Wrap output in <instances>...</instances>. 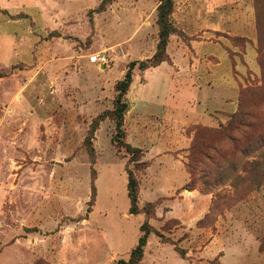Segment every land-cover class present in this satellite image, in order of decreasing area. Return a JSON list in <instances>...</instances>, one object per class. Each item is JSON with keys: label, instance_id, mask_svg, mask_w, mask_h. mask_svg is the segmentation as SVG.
Here are the masks:
<instances>
[{"label": "rangeland", "instance_id": "1", "mask_svg": "<svg viewBox=\"0 0 264 264\" xmlns=\"http://www.w3.org/2000/svg\"><path fill=\"white\" fill-rule=\"evenodd\" d=\"M160 2L110 0L100 10L102 0H0V60L8 56L12 62L0 65V264L17 259L60 264L67 246L86 252L89 264L127 261L145 221L154 230L143 263L264 264L259 249L264 237V0H211L217 11L210 19L218 27L199 32L203 2L173 0L177 31L169 37L166 61L173 50L186 80L228 87V103H220L225 110L207 107L212 122L185 126L177 139L182 147L159 161L183 163L188 174L175 170L174 181L189 179L176 188L167 184L159 165L149 173L156 184L146 180L152 156L140 148V160H131L125 146L114 142L110 113L115 83L125 74L119 78L121 69L148 55L154 38L157 46ZM43 18L62 28L45 34ZM53 37L58 54L73 58L65 91L69 101L60 88L65 72L35 60L37 44ZM40 48L48 52L47 44ZM199 49L205 54L201 59ZM100 53L111 59L109 66L94 59ZM139 70L135 65L131 94L148 99L158 94L164 102L165 81L148 75L151 83L143 86ZM198 95L184 90L177 109L145 103L156 114L139 106L127 111L125 130L133 129L136 117H142L145 131L170 129L151 117L188 119ZM102 112L109 115L98 120ZM209 128L218 132L214 149L205 147L213 163L200 153L191 173L190 147ZM206 143L201 140L200 150ZM126 168L139 181V213L129 212ZM148 203L155 214L144 212Z\"/></svg>", "mask_w": 264, "mask_h": 264}, {"label": "crops", "instance_id": "2", "mask_svg": "<svg viewBox=\"0 0 264 264\" xmlns=\"http://www.w3.org/2000/svg\"><path fill=\"white\" fill-rule=\"evenodd\" d=\"M202 1V5L200 8V12H202V16L201 19L198 20L196 26V30L195 31H202L203 28H217L218 26L216 25V22L210 19V15L212 14V12L214 13V11L216 9V7L212 4L211 0H200ZM209 16V18H208ZM43 22H44V18H43ZM44 26H42V30L45 32V34H48L49 31H55L57 30V28H62V26H60L56 21L51 23V24H46L45 22L43 23ZM47 25V26H46ZM19 36V35H18ZM44 43L39 42V44H37L38 46V51L36 52V54L34 55L36 57V61H38V63H41V65L44 66H55L57 65L58 68L60 69L59 71L65 72L66 76H67V72H68V66H70V64L73 61L72 55H67L64 51L63 54H58V51L53 48L54 44H55V40L54 37L53 38H48L46 40H43ZM156 38H154L153 43L151 44V49L150 52H148L146 56H143L140 59H145V58H149L151 57L154 52H155V46H156ZM170 43V42H169ZM25 42L22 40V45L24 46ZM47 44V50L48 52L45 50V52H43V50H41V46ZM169 45V44H168ZM40 46V47H39ZM168 49L169 46H168ZM177 54V53H176ZM176 54L175 52H173V50H171L170 52V60L169 61H162L160 64L156 65V66H151L148 67L144 70H139L136 73L142 74L143 78L142 80L144 81L143 84L141 83V85H149L151 83L150 80H148L147 77L148 75L150 76H157L163 79V81H165L166 86H167V96H166V100L164 102L159 101V95L158 94H154L151 97L148 98H143V97H138L135 95L131 94V86L128 90L127 93V100L129 103V108H128V112L133 110L134 108L139 106V109H145L147 112L149 113H153L154 112V108L153 110H151V108H149V110L146 108L145 103H150L152 105H157V106H169L172 109L178 107V99L179 96L181 94L184 93V90L187 89H194L199 95L197 96V98L193 99L194 103L191 105V110H194V113L191 112V116L186 119L184 117H151L154 118L156 120V122H164V123H168V126L170 127V129H167V125H165V131H162V129L160 130H156L157 127H155L156 129H153L154 132H148L145 131L143 128L149 130L148 128H146L143 125H140V121L142 117H136L135 121H134V126L133 129L130 130V128H126V141L128 143H130L133 146L142 148L144 153L146 154V156H152V163L150 166H148L146 168V173L144 174L146 180L147 178L150 180H147L151 185H155L156 181H158L156 179V177L154 175L150 176V172L157 168L155 167L156 165L160 166L162 170H164L166 172V180H167V184L170 185L171 187H179L185 184V182L189 179V175H187V178H184V180L182 182H175L174 180L177 177V172L175 170H185L183 163H181V161L179 160L180 163H176L173 162L172 165H168L165 164L164 162H159V161H163L165 156L169 155V151L172 150H177L179 148L182 147V143L178 142V136L182 134V129L187 126L190 125L192 123H202V124H209L212 122V117L213 114L209 113L207 110V107L209 106H214V107H219L216 109H220V110H225L224 107L220 106V103L222 102H226L228 103V97H226L228 95V87L226 86H219L217 84H196L195 81L191 80H186L185 76H184V72L185 69L183 67L180 68V66H178V63L176 61ZM197 59H201L204 57V51H202L201 49H199L197 51ZM8 57V56H7ZM6 57V59L4 60H0V65L1 66H9V64H11L12 62H9ZM128 60V59H127ZM126 60V61H127ZM132 60V59H131ZM125 61V62H126ZM124 62V64L126 65V63ZM196 64V65H195ZM201 68V66L197 63H194V68ZM57 68V69H58ZM212 68V67H209ZM191 71V69L188 70V72ZM125 72V68L121 69V74L119 75L121 78L123 76ZM69 75L70 73H68V76L64 79V81H66L64 84L60 85V88L62 89L63 92H65L67 89L70 88V83H67V80H69ZM118 80V79H117ZM134 80V78H133ZM192 80H194V78H192ZM133 82V81H132ZM114 84V83H113ZM72 88V85H71ZM101 88H103L101 86ZM55 90V89H54ZM83 89L81 87H78V91L80 92V98H84V96L82 95V91ZM103 90V89H102ZM175 91V93H173ZM67 92V91H66ZM65 94V100L69 101V99L71 97L67 96V93ZM103 92V91H102ZM102 97V93L101 96ZM171 98V99H170ZM99 99H97V102ZM196 101V102H195ZM141 104H140V103ZM86 103V102H84ZM83 103V104H84ZM229 103H233V101L229 100ZM170 104V105H169ZM155 113V112H154ZM156 114V113H155ZM152 115V114H150ZM159 115V114H158ZM127 116V113H126ZM125 126H127V117H125ZM173 126V128H172ZM150 128V126H149ZM168 139L167 141L163 142V144L161 143L160 139ZM180 138V137H179ZM183 141V140H182ZM162 144V145H161ZM168 154V155H166ZM148 158V157H146ZM161 164V165H160ZM167 165V166H166ZM152 166H154L152 168ZM179 167V168H178ZM186 171V170H185ZM187 172V171H186ZM188 174V172H187ZM155 198H152L150 200H153ZM67 250V252L64 254V259L60 264H89L87 263V259L88 256L86 257V252L83 251H77L76 249H72L71 247H66L65 248ZM0 254H3V251L0 252ZM145 257V256H144ZM7 264L8 260L6 261ZM14 264H23L22 262H20L19 259L16 260V262Z\"/></svg>", "mask_w": 264, "mask_h": 264}, {"label": "trees", "instance_id": "3", "mask_svg": "<svg viewBox=\"0 0 264 264\" xmlns=\"http://www.w3.org/2000/svg\"><path fill=\"white\" fill-rule=\"evenodd\" d=\"M110 0H102V3L99 7L100 10H105L106 4ZM160 4L158 6V18L157 23L159 25V33H158V42L156 46V50L154 54L146 59L141 60H132L128 63L127 70L125 71L124 76L119 79L115 83V91L116 96L114 98V108L110 111L115 119V134L113 136L114 142L116 144L124 145L126 150L131 153L132 161H139L142 154V149L139 147H135L128 143L125 139L122 140L121 138H125L126 130H125V114L129 108V103L127 100V93L131 86L134 77V67L135 65H139L141 70H144L151 66H156L160 64L162 61H166L169 59V55L167 53V45L169 42V37L172 33L177 31L175 24L172 21L171 13L173 11L174 2L173 0H160ZM240 99H238L239 102ZM240 104V103H239ZM238 107V104H237ZM109 114L107 112H102L97 116L98 120L103 119V117H107ZM232 118V117H231ZM92 130H95L92 128ZM205 131V130H204ZM211 128L206 129L205 132L200 133L197 139H195L194 144L190 147V158L189 162L187 163L188 170L193 173L196 171L198 166V155L201 153L205 159H208L209 162L213 163V155L205 148L210 147L212 144V139L215 135H217V131ZM212 132V133H211ZM206 139L210 141V143H206L202 145L203 148L200 150L201 140ZM214 149V147H210ZM142 165H145V162H140ZM255 165L258 166L260 161L257 159L254 161ZM127 172V193L130 201L129 212L130 213H139L140 207L138 203V194H139V181L138 178L134 175L133 171L130 168H126ZM152 203H148L143 207L144 212L147 215L155 214V207H152ZM140 229L142 230V234L139 236L136 245L131 249L130 258L126 261L124 259H119L111 264H149L143 263L144 257V250L145 246L148 242L149 234L154 230L152 225L145 221L141 224ZM158 233V231H157ZM160 237L163 238L161 233H158ZM260 251H264V237H260Z\"/></svg>", "mask_w": 264, "mask_h": 264}, {"label": "built area", "instance_id": "4", "mask_svg": "<svg viewBox=\"0 0 264 264\" xmlns=\"http://www.w3.org/2000/svg\"><path fill=\"white\" fill-rule=\"evenodd\" d=\"M94 59L103 66H109L111 63V59L107 56L106 53H100L93 55Z\"/></svg>", "mask_w": 264, "mask_h": 264}]
</instances>
